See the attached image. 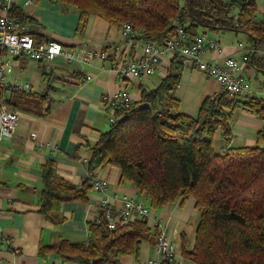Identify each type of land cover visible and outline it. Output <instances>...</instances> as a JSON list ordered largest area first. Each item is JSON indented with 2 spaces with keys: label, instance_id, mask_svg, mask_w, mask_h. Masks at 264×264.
Instances as JSON below:
<instances>
[{
  "label": "crops",
  "instance_id": "0c3cea01",
  "mask_svg": "<svg viewBox=\"0 0 264 264\" xmlns=\"http://www.w3.org/2000/svg\"><path fill=\"white\" fill-rule=\"evenodd\" d=\"M255 2L256 16L264 19V0ZM179 4L184 6L186 0H179ZM11 8L25 13L26 24L34 35L56 39L67 48H91L111 54L120 39L119 24L95 13L81 22L78 10L60 0H15ZM3 13L0 6V15ZM203 33L214 37L221 49L208 54L211 60L249 54L243 71L250 84L249 93L264 97V49H254L248 35L239 29H205ZM4 57L11 66L6 81L22 87L2 91L6 105L17 112L18 119L14 135L0 139V264H83L63 257L54 246L63 239L87 241L88 223L98 216L102 197L117 208L124 196L143 198L147 204L144 193L133 182L120 181L117 166L97 167V175L108 182L107 190L99 192L89 185L85 197L60 202L54 212L57 219L52 221L41 212L43 168L52 161L55 179L72 188H80L86 180L90 183L88 162L93 145L110 126L109 115L101 104L103 94L125 86L132 100H139L142 88L153 89L167 74L173 55L165 56L154 74L125 79L99 57L89 62L69 61L62 55L52 60L8 53ZM179 58L182 65L173 96L179 101V111L195 115L206 96L222 91L221 84L189 60ZM261 125L259 116L236 108L229 119L230 137L226 138L222 130L216 131L214 149L255 143ZM198 216L194 198L188 197L183 202L150 208L147 223L158 232H166L176 249L177 261L194 264L182 249L191 247ZM154 256L153 243L142 241L137 254L119 255L118 264H148Z\"/></svg>",
  "mask_w": 264,
  "mask_h": 264
},
{
  "label": "trees",
  "instance_id": "16d2710c",
  "mask_svg": "<svg viewBox=\"0 0 264 264\" xmlns=\"http://www.w3.org/2000/svg\"><path fill=\"white\" fill-rule=\"evenodd\" d=\"M60 1L76 8L81 22L91 13L120 26L130 22L140 40L161 42L172 33L176 18L190 36L205 29H239L254 49H264V19L256 16L255 0H186L184 6L179 0ZM9 16L27 20L12 8ZM179 57L173 54L156 87L142 88L139 100L116 112L93 145L89 170L117 166L120 181L133 182L149 208L193 197L199 216L191 247L182 252L194 264H264V97L247 93L231 98L222 90L206 96L195 115L183 113L173 96ZM142 102L151 108L139 107ZM236 108L262 119L255 143L216 151L214 135L222 130L230 137L229 119ZM43 184L41 212L52 221L60 202L85 197L91 186L88 180L80 188L56 180L52 161L43 168ZM88 229L86 242L63 239L54 248L83 264L118 263L119 255L137 254L142 241L154 244L158 234L147 218L120 221L109 229L102 209Z\"/></svg>",
  "mask_w": 264,
  "mask_h": 264
},
{
  "label": "built area",
  "instance_id": "2783aa9c",
  "mask_svg": "<svg viewBox=\"0 0 264 264\" xmlns=\"http://www.w3.org/2000/svg\"><path fill=\"white\" fill-rule=\"evenodd\" d=\"M14 2L15 0H0V6L4 12L0 15V139L14 135L18 119L17 112L6 105L2 91L7 88L22 87L6 81L5 76L11 66L4 57L5 53L17 57L25 56L46 60L62 55L69 61L86 62L99 57L108 61L110 67L121 79L130 76L144 78L152 75L157 71L165 56L179 54L189 60L194 67L215 78L229 97L243 96L250 92V84L243 74L249 54L244 52L239 55L223 56L220 60H211L208 54L221 50L218 41L205 33L190 36L176 18L172 21V33L161 42L137 39L138 30L130 22H124L120 26V39L113 45L112 53L109 54L106 51H96L91 48H67L56 39L40 38L34 35L26 23L9 16ZM131 101L132 97L125 86L112 94H103L101 104L109 115V122L112 123L116 112L129 105ZM41 143L43 142L37 144ZM45 144L49 145L48 142ZM51 148L56 149V145H51ZM89 181L93 189L103 193L107 190L108 182L97 175V168L90 171ZM99 209H102L106 226L109 229H114L120 221L147 218L150 214V208L143 198L136 199L127 196L121 199L117 208L107 197H102L99 200ZM1 215L2 210L0 209V217ZM153 245L155 256L149 260L148 264H183L177 261L174 244L163 230L158 232ZM102 264L118 263L104 262ZM187 264L190 263L187 262Z\"/></svg>",
  "mask_w": 264,
  "mask_h": 264
},
{
  "label": "water",
  "instance_id": "95a60500",
  "mask_svg": "<svg viewBox=\"0 0 264 264\" xmlns=\"http://www.w3.org/2000/svg\"><path fill=\"white\" fill-rule=\"evenodd\" d=\"M139 107H149L151 108V104L149 102H142L139 104Z\"/></svg>",
  "mask_w": 264,
  "mask_h": 264
}]
</instances>
